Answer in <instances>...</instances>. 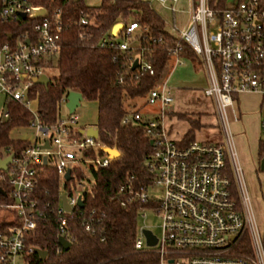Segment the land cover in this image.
I'll use <instances>...</instances> for the list:
<instances>
[{
  "label": "built area",
  "instance_id": "obj_1",
  "mask_svg": "<svg viewBox=\"0 0 264 264\" xmlns=\"http://www.w3.org/2000/svg\"><path fill=\"white\" fill-rule=\"evenodd\" d=\"M145 1L151 7L157 3L171 10L173 22L166 28L176 38V45L168 48L170 61L175 65L181 62L180 44L195 54L207 79L203 95L213 104L223 138L193 139L181 144L169 137L161 119L174 97L165 78L144 96L146 104L160 106L157 117L136 110L123 116L122 124L142 126L151 137V154L146 161L148 181L138 187L129 182L120 191H127L129 201L151 205L141 209L139 217L145 218L146 211H152L160 219L158 235L146 226L137 228L134 247L152 249L159 264H264V237L250 205L228 116L237 96L244 92L259 93L263 100L261 110L264 107V8L260 0H185L186 17L179 25L175 21V7L167 5L178 0ZM39 11L43 12L38 14ZM26 19L31 33L28 29L15 33L10 30ZM72 23L71 17L62 15L61 7L51 10L31 0H0V94L4 96L0 122L9 115L8 103L14 101L32 114L27 128L33 130L29 144L17 155L12 153L7 171L0 174L7 189L0 188L10 199L8 203L0 201V208L13 211L17 220L0 227V264H31L35 248L27 244V237L36 227V219L45 216V208L49 207L47 203L45 208H39L33 198L42 167L53 169L61 186L65 182L70 185L62 195L70 210L65 209L61 196L59 203L50 209L60 221L59 236L70 242L64 234L65 214L80 207L78 197L83 203L82 195L90 189L93 173L109 167L123 155L121 150L111 147L119 153L112 158L101 149L106 146L98 137L86 134L88 128L80 133L78 115L75 111L69 113L66 107L68 94L58 102L54 123L42 124L37 109L32 112L33 103L36 106V98L30 96L34 80L41 75L48 77L46 70L53 66L61 50L62 32ZM78 23L88 25L85 11L80 12ZM116 23H121V28L113 35L112 26L110 35L100 40V46L120 51L133 49L132 40L141 29L139 24ZM84 36L82 32L80 37ZM128 60L131 65L137 60V72L132 74L135 79L144 73L154 74L152 63L142 52ZM118 82H123L122 76ZM62 106L68 111L66 118L61 115ZM260 136L264 146L262 113ZM68 171L70 179L66 180ZM155 188L160 190L159 196L148 192ZM83 224L86 231L92 230L89 222ZM144 229L156 236L154 246L146 245ZM245 237L250 242V253L238 249Z\"/></svg>",
  "mask_w": 264,
  "mask_h": 264
},
{
  "label": "trees",
  "instance_id": "obj_2",
  "mask_svg": "<svg viewBox=\"0 0 264 264\" xmlns=\"http://www.w3.org/2000/svg\"><path fill=\"white\" fill-rule=\"evenodd\" d=\"M53 10L61 7L62 15L69 16L73 23L62 32L61 50L55 60L58 73L47 86L35 83L31 89L36 98V109L42 124H52L58 117V102L71 91L82 95L83 100L94 101L97 105L95 127L98 139L107 147H115L123 153L121 158L112 161L109 167L93 173L89 190L83 192V205L66 213L65 237L71 246L60 248L59 219L50 212L59 203L60 196L70 189L68 182L62 186L58 174L42 167L38 183L33 192L39 208H45V216L36 219V227L27 237V244L47 252L41 259L33 253L31 264H159L158 256L152 249H136L135 236L138 228L139 211L150 207L148 203L128 200L127 191L121 186L129 182L134 187L149 179L150 172L146 161L151 154V137L142 126L122 124L127 114L126 98L144 97L159 81L164 79L170 65L168 48L176 45V38L166 28L165 21L145 0H101L98 6H87L84 0H31ZM264 8V0H260ZM88 18L86 27L78 23L80 12ZM118 21H135L140 33L132 40L134 48L120 51L100 46V40L108 36L111 27ZM9 28V27H8ZM28 29L27 19L10 28L12 32ZM85 32L86 36L80 37ZM6 32L4 33L5 36ZM5 39V38H4ZM180 55L192 60L195 54L183 44ZM143 53L154 68V74L144 73L137 79L132 76L137 69L130 64L129 57ZM123 82L119 83V77ZM8 117L0 122V158L7 153L17 155L28 144L27 139L12 136L17 128H27L32 114L21 104L8 103ZM192 124L185 137L193 140ZM264 157L261 142L258 158ZM0 174L2 172L0 171ZM0 186L7 185L0 181ZM0 201L10 202L0 194ZM125 202V205H122ZM15 213L0 208V227L17 223ZM12 217V218H11ZM10 219V220H9ZM89 222L92 230L86 231L83 222ZM250 253V242L245 237L238 248Z\"/></svg>",
  "mask_w": 264,
  "mask_h": 264
},
{
  "label": "rangeland",
  "instance_id": "obj_3",
  "mask_svg": "<svg viewBox=\"0 0 264 264\" xmlns=\"http://www.w3.org/2000/svg\"><path fill=\"white\" fill-rule=\"evenodd\" d=\"M234 0H228L232 2ZM87 6H98L101 0H84ZM167 5L170 7L173 5L176 9L175 21L180 25L186 17L183 12L187 9V2L185 0H178L176 3L168 2ZM153 7L156 12L163 18L167 28L173 22V14L168 7H161L157 3H153ZM173 61H170V65L165 71V77L170 71V66ZM195 68L188 69L181 65L176 66L174 73L171 75V79L168 80V86L174 88L180 86L179 80H185L187 77L192 76L196 78L198 76L196 70L201 69V63L195 59ZM189 70V72H188ZM191 71V72H190ZM58 69L56 63L50 69L46 70V74L49 79L53 81L57 75ZM193 87V86H192ZM200 94L195 95L193 98L190 97V103L185 105L183 101L179 100V106L188 112L176 113L179 119L185 120L188 123L196 124L194 128L195 137L200 140L208 141H220L223 138V134L220 133L219 119L215 113L214 107L210 99H207L203 95V90H200ZM238 101L235 100L234 107L228 110L230 129L233 135V143L237 154L238 163L242 168L243 178L246 185V189L250 198V205L253 211V215L259 231L264 236V221L260 224L257 220L258 212L254 208V199L251 195L252 190L255 189L259 195V201L262 206L264 215V170L258 167V152L261 145V136L258 130V121L261 116L262 97L259 93H242L238 95ZM127 114L131 115L133 111H139L142 115L155 117L158 111V105L146 104L145 97L126 98L124 102ZM35 103L32 105V112L35 110ZM4 109V96L0 94V113ZM170 109V108H168ZM75 114L80 117V122H85V125L81 127L88 128L96 123L97 119V105L94 101L81 100L80 106L75 110ZM62 117L68 116V111L64 106L61 108ZM12 136L21 137L22 139H28L32 136L33 130L28 128H17L12 131ZM243 149V150H241ZM148 192L155 196L160 195V190L149 189ZM147 216L145 218L138 217V227L146 226L151 229L155 234H160V219L156 213L152 211H146Z\"/></svg>",
  "mask_w": 264,
  "mask_h": 264
},
{
  "label": "crops",
  "instance_id": "obj_4",
  "mask_svg": "<svg viewBox=\"0 0 264 264\" xmlns=\"http://www.w3.org/2000/svg\"><path fill=\"white\" fill-rule=\"evenodd\" d=\"M194 62H195V60L182 57L181 58V62L179 64L175 65L174 63H171L170 71L168 72V74H167V76L165 78V80L167 81V84H169L168 80L171 79L170 77L174 73V70L176 69V66L181 65L182 67H186L188 69H192V68H195ZM188 72H189V70H188ZM196 73L198 74V76L195 75L197 79L192 78V76H190V77H187L185 80H179V81H181L180 82L181 83L180 86L176 87V84H175V86L172 85L174 88H171L169 86L170 89H171V94L174 97V101L171 104V106L165 107V109H166L165 115L161 119V121H162V123H163V125H164V127H165V129H166V131H167V133L169 135V137L171 139H173L174 141H177V142H179L181 144H185V143L191 141V140H189L188 138L185 137V134L192 127H191L190 123H188L185 120L179 119L178 115H176V113L188 112L187 110L182 109L179 106V100L181 99L183 101V103L185 105H187L188 103H190V100H191L190 97L193 98L195 95L200 94L201 93L200 90H202L207 84V79H206V75H205L204 70L199 67V70H196ZM244 93H250V92H244ZM252 93H254V92H252ZM236 101H238V98L236 99ZM168 108H170V109H168ZM157 109H158V111H157L156 117L159 115L158 114L159 110H160V106L159 105H158ZM78 118H79L78 126L80 128H82V129L85 128V127H81L80 126V125H83V124L85 125V122L81 123L79 116H78ZM92 127H95V124L92 125ZM258 130L260 132V118H259V121H258ZM195 133H196V131H195ZM195 133L193 135V139H197L195 137ZM29 138H30V136L28 137V139ZM198 140H200V139H198ZM241 150H243V149H241ZM258 167H259V158H258ZM252 194H253V196L251 195V197H252V199H254L253 201H254V204H255L254 208L258 212L257 220L261 224L264 221V215H263L261 203L258 200L259 199V195H258V193H257V191L255 189L252 190Z\"/></svg>",
  "mask_w": 264,
  "mask_h": 264
},
{
  "label": "water",
  "instance_id": "obj_5",
  "mask_svg": "<svg viewBox=\"0 0 264 264\" xmlns=\"http://www.w3.org/2000/svg\"><path fill=\"white\" fill-rule=\"evenodd\" d=\"M43 11H39V13H42ZM24 17V15H23ZM121 28V23H116L115 25H113L111 32L113 35L116 34V32ZM10 36V35H9ZM11 37V36H10ZM137 66V60L134 61L133 63V68ZM35 83L37 84H41L43 86H47L49 83V78L46 75H41L38 78H36L34 80ZM83 99L82 95L78 92L75 91H71L68 93L67 95V102H66V107L69 111V113H73L76 108L78 106H80L81 100ZM261 113L264 114V107H262ZM85 132L84 129H80V133L83 134ZM86 134L93 136L94 138L98 137V130L91 127H88V129L86 130ZM103 151L109 153L111 155L112 158H115L119 155L118 151L115 148H111V147H102L101 148ZM13 158V154L10 153L7 156L0 158V171H7L8 165L10 164L11 160ZM259 168L261 170H264V157L262 159H260L259 161ZM65 179L69 180L70 179V175H69V171L66 173L65 175ZM0 193L4 194V191L0 188ZM61 199L63 201V205L65 207V209L67 211L70 210V207L68 206L67 202H66V197L65 196H61ZM78 205L81 207L83 205V203L81 202V198L78 197ZM143 233L145 235L146 238V245L149 247H152L156 244L157 242V238L156 236L152 233L151 230L149 229H144ZM58 242L59 245L64 249L67 250L69 249V247L71 246V242H69L68 240H66L63 236H59L58 237ZM34 252L37 253L41 259H43L47 252L44 250H40L35 248Z\"/></svg>",
  "mask_w": 264,
  "mask_h": 264
}]
</instances>
